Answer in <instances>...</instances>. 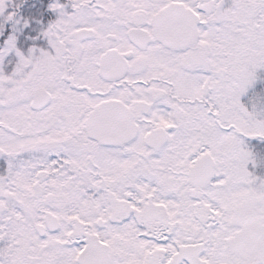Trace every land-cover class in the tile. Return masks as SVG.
I'll use <instances>...</instances> for the list:
<instances>
[{"label":"snow or ice","instance_id":"obj_1","mask_svg":"<svg viewBox=\"0 0 264 264\" xmlns=\"http://www.w3.org/2000/svg\"><path fill=\"white\" fill-rule=\"evenodd\" d=\"M0 264H264V0H0Z\"/></svg>","mask_w":264,"mask_h":264}]
</instances>
